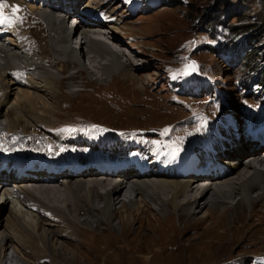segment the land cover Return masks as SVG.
Instances as JSON below:
<instances>
[{
	"label": "rangeland",
	"instance_id": "374dc122",
	"mask_svg": "<svg viewBox=\"0 0 264 264\" xmlns=\"http://www.w3.org/2000/svg\"><path fill=\"white\" fill-rule=\"evenodd\" d=\"M116 1L117 5L111 4L108 7L110 12L120 19V24L113 28L110 25V28H107L109 37L113 36L122 42V46H118V49L120 52L127 53L130 62H133V67L128 69V74H119L117 68L110 66L111 72L107 76L100 71L91 75L92 62L84 56L85 47L80 51L77 44L81 41V35L72 39L68 38L65 31L66 22L61 34L66 40L63 43L69 46L78 59L80 58L82 65L70 61L71 57L67 61L63 48L60 50V46L57 47L58 49L55 47L58 40L54 41L55 45L53 43L52 45L59 51V56L54 55L53 52L49 53L47 20L50 24L51 17L46 18L40 15L37 7L35 10H30L26 5L20 7L21 11L18 13L20 17L23 14H29V16L21 17L20 24L26 31L29 29L35 35L34 37L26 33L28 43L38 46L41 58L47 60L46 67L53 70L59 78L56 82L55 97L42 83L38 84L42 90L39 92L49 95L51 105L57 112L56 116H52L53 124L39 126L46 128L44 131L49 137L44 140L46 144L55 142L56 133L57 135L59 132L66 133L57 132V130L68 132L73 129L76 133L78 131L76 136L79 137L92 135L93 144L87 149H90L91 153L96 150L99 155L105 153L111 156L115 153L113 144L118 141L121 143L126 139L131 140L136 145L135 150L139 152L144 150L147 153L152 145L159 144L161 140H168L174 147H180L182 154H185L194 153L196 146H200L198 144L203 141V138L205 140L202 144L211 141L206 138L212 141L219 138L228 129L225 127L228 122L237 124L238 133H242V138L249 128L264 123V104L261 103L262 97L259 95V90L255 89L254 95L247 99L241 97L244 90L236 85L243 75L241 67L235 61V57L226 56V53L222 51L221 47L226 42H219V37H213V34L207 31L209 28H206L208 23L206 18L210 15L216 18L218 14L222 17L225 13L229 15L228 24L241 27L247 25L246 28L257 31V34L260 33V37L264 39V0H179L177 2L166 0L167 4L165 0H112V3ZM214 23L216 24L217 20ZM82 28L81 24L76 27L79 31H82ZM88 34L90 38L96 37L91 32ZM96 38L104 39L99 42L101 45L106 43L104 48H107L108 42L116 47L112 44L111 38L106 39L102 36ZM53 58L59 61V65L53 64ZM249 61L251 60H248V64ZM70 62H74L77 66L69 65ZM96 62H94L95 66L100 67V63L98 62V65ZM10 77L11 75L7 79L11 80ZM261 92L264 96V86H261ZM219 94L224 96L219 97ZM246 95L251 94L248 92ZM240 113H249V115L243 116ZM233 116H235L234 120L230 121L229 117ZM2 123L6 124L5 118L1 119L0 125ZM78 125H83L84 128L77 127ZM91 125L97 126L95 132L92 127H89ZM32 129L34 128H28L27 132L21 129V135L18 130L13 133L21 139L36 137L43 140L35 135L36 133L39 135L43 130L32 133ZM165 129L168 131L164 132ZM198 141L200 142L197 143ZM95 143H97L96 146ZM139 143L144 146L142 149L138 148ZM35 145L43 147L45 144ZM162 150L170 151L166 147ZM246 171L250 172L251 169L245 168L242 164L236 176L242 177ZM152 180L159 181V179ZM56 182L54 181V185L50 186L59 185L55 184ZM40 185L44 186V184ZM259 189L258 191L256 189L254 196L258 194ZM13 190L15 189L12 188ZM5 191L7 192L6 189L0 190V233L5 230L9 208L18 209L21 214H26L14 193L9 196L10 200L7 203H2ZM137 196L141 211L135 212L130 207L129 214L134 215L135 218L142 215V212L149 211L147 214L153 221L145 217L143 213L139 217L141 221L137 223L133 221L132 216L128 217L124 209L121 210L122 213H117L111 226L102 222L95 230L76 223L75 228L69 231L62 222L63 233L66 231L74 233L70 237V244H75L78 240L81 242L78 250L71 246L76 255L69 256V259L63 260L62 263L228 264L232 262L234 264L240 262L249 264L252 261L246 262L243 259L250 261L260 253L264 254L263 200L254 202L250 206L244 204L234 210L232 205L236 203V200L229 199L211 208L210 205H206V200L200 199L196 205L197 213L194 215L181 216L170 210L160 215L161 218L163 217V225L162 229L158 230L144 228V224L147 225L148 222L145 218H149L151 223L157 225L158 222L155 220L159 216L156 210L140 202V199L150 201L148 198L142 194ZM180 199H182L180 201L184 200ZM81 203L84 204L83 201ZM79 213L82 217L86 215L84 210H80ZM32 215L26 214V217L32 219ZM120 216L125 221L128 220L127 226L121 222ZM167 216L169 218L165 219ZM35 217L37 216L33 219ZM45 220L48 221V218L45 217ZM193 220L196 221L193 222ZM128 225L132 228L127 240L137 236L135 244L140 247L139 244L145 243L143 250L147 247V251L140 250L142 254L147 252L143 256L140 255L137 247L131 254H124L127 247L125 249L123 245L126 242L121 244V249L119 248V244L123 241L121 240L123 229L128 228ZM55 230L58 228L55 227ZM13 251L10 248L7 256L11 257ZM29 253L30 251H24L27 257L26 264L39 262L33 260ZM45 263L48 262H42V264Z\"/></svg>",
	"mask_w": 264,
	"mask_h": 264
},
{
	"label": "bare ground",
	"instance_id": "6f19581e",
	"mask_svg": "<svg viewBox=\"0 0 264 264\" xmlns=\"http://www.w3.org/2000/svg\"><path fill=\"white\" fill-rule=\"evenodd\" d=\"M7 2L9 5H19L20 7L26 5L30 10H35V7H37V11H43H39L40 15L46 18L50 16L51 20L49 21L51 23L49 24L47 20L49 53L53 52L54 55L59 56L57 47L60 46V50L63 48L65 56L68 58L67 61L71 57L73 60L70 59V61L78 62L80 65H82L80 58L78 59L69 46L63 43L66 40L61 34L67 21L65 15L72 16L71 18L74 19L72 22L74 23L76 21L74 14L83 13L80 19L84 21L79 23L81 27L83 26L82 31L76 29L78 35H81V41L77 44L80 51L85 47L84 56L92 62L91 75L100 71L107 76L111 72L110 66L117 68L119 74H128V69L133 67V62H130L127 53L120 52L118 49L122 46V42L113 36L109 37V32L105 34L109 29L101 27L102 30L93 31L96 25L99 26L101 23H111L112 28L120 24L119 18L112 17L114 16L113 13L110 16L107 12H103L105 13L103 17L99 16L102 13L101 8L111 5L112 0H74V5L71 2L67 3L65 1L66 3H62L57 0H7ZM115 5H117V2L113 6ZM6 11H9V9H6ZM58 15H60L59 18H57ZM21 16L26 17L29 14ZM66 23L70 24L69 21ZM89 32L96 37L111 38V41L113 40L112 44L116 47L108 42L107 48H104L106 43H102L103 45L99 43L104 39L95 36V38H90ZM26 33L35 37L31 30L27 29L26 31L20 23L0 25V88L2 93L0 97V122L2 118H5V130L9 132L7 136H0V190H7L2 203H7L10 200L9 196L14 193L16 200L24 207L26 214H34L37 217L33 219L34 216L32 215V219L27 218L26 214H21L18 209L9 208L5 230L0 233V264L11 262L26 264L25 259L27 257L24 251H30L29 254L33 260L40 261L43 258H48L47 264H64L62 263L63 260H68L69 256L76 255L71 246L78 250L81 247V242L78 240L75 244H70V237L74 233H68L67 231L63 233L61 230L62 222L65 223V228L69 231L75 228L76 223L95 230L102 222H106L111 226L117 213H122L121 210L126 209L128 217L132 216L133 221L138 223L141 221L139 217L143 213L145 217L150 218V216L147 214L149 211H144L142 215L135 218L134 215L129 214L130 207L135 212L141 211L137 194H142L148 198L153 204L150 201L146 202L144 199H140V202H143L146 207L156 210L157 216H159L155 220L158 222L157 225L151 223V218V220L145 218L148 222L147 225L144 224V228L158 230H161L163 225V217L161 218L160 215L167 212V210L175 211L181 216L194 215L197 213L198 207L196 205L200 199L206 200V205H210L211 208L229 199L236 200V203L232 201L234 210L239 209L244 204L250 206L254 202L264 201V151L260 152V149H256L249 142L244 141L238 134V127L234 122L229 123L228 129L219 138L213 141L206 138L211 141L204 143L203 147L196 146V155L189 152L185 156L183 173L179 177L167 175L165 172L148 171L141 172L139 178L134 179L133 174L135 172L127 165L120 169V163L117 162L129 155L128 149L123 148L121 151L114 144L115 153L110 157H118L117 161H111L108 165L98 169L84 168L78 170L74 176L64 178L61 182L58 181L57 175L47 180L41 174L35 179L28 176L8 179L6 177L8 171L11 175L25 167H29L31 170H41L48 167H61L63 164L68 163L80 162L82 165H87L90 159L99 158L96 150L88 154L86 146L89 145V140L83 139L79 144L72 138L63 140V132H59L57 138L54 139L58 144L52 142L50 145H44L41 149H38L35 143H42L43 140L36 137H26L23 140L14 136L15 133L13 132H16L18 128L25 132L28 128H34L32 133L38 130H46L44 127L41 128L42 126L39 127L40 124H53L52 116H56L57 113L51 105L49 95L39 92L42 90H40L38 84L42 83L55 97L57 94L56 82L59 81V78L57 74L53 73V70L46 67L47 60L41 58L38 46L26 41ZM56 40H58V44L56 43L55 46L57 49L52 45V43L55 45ZM75 48L77 49L76 46ZM89 53L94 55L89 56ZM76 58L77 60H74ZM58 62L57 59L53 58L54 65ZM74 62H70L69 65H76ZM94 62L96 64L99 62L100 67H96ZM9 72L11 80L7 79L10 76ZM25 73H29L28 76ZM35 74H38V76H35ZM97 79L99 80L100 77L98 76ZM2 125L4 124L2 123ZM45 139H49V137ZM214 150L224 154L227 159H214L211 163L206 164L204 154H210L208 151L213 153ZM48 156L51 157V161L47 159ZM137 157L143 159L141 155H137ZM244 160H247V164ZM242 164L251 171H246L242 177L238 178L236 175H238ZM229 176L231 177L228 178ZM85 178L90 179L86 180ZM152 179H159V181ZM54 180L57 181L55 184L59 185L50 186L51 184L54 185ZM40 184H44V186ZM12 188L15 190L12 191ZM256 189L260 191L254 196ZM180 198L184 200L180 201L182 200ZM28 201L31 205L29 207L25 204ZM80 210H84L86 215L80 216ZM44 211H48L51 216L46 217L39 213ZM45 217L48 218V221L45 220ZM166 218H169V216ZM120 220L127 226L126 222L128 220L125 221L121 216ZM55 227L58 230H55ZM130 228L132 227L128 225V228L123 229L121 239L123 241L119 244V248L121 249V244L126 242L128 245H123L125 249L127 247L124 254H131L136 247L139 252L140 250L142 252L147 251V247L144 250L142 249L145 248V243L139 244L140 247L135 244L136 239H138L135 238L137 236L132 237L129 241L127 240L131 231ZM10 248L14 250L11 257L7 256ZM142 252H140L141 256L145 253L142 254ZM36 263L40 264V262Z\"/></svg>",
	"mask_w": 264,
	"mask_h": 264
},
{
	"label": "trees",
	"instance_id": "16d2710c",
	"mask_svg": "<svg viewBox=\"0 0 264 264\" xmlns=\"http://www.w3.org/2000/svg\"><path fill=\"white\" fill-rule=\"evenodd\" d=\"M177 1L179 0L175 2ZM222 15L221 17L218 14L216 18L210 15L209 18H206V22L209 23L206 25V28H209L207 31L211 32L213 37H219V42H226L221 47L226 56H231L233 52L238 51L239 56L236 59L243 72L240 79L242 83L249 82L250 84L252 81H255L258 86H264V39L260 37V33L257 34V31H251L249 28H246L247 25L241 27L228 24L227 19L229 15L225 13ZM215 20H217L216 24L214 23ZM248 60H251L249 64Z\"/></svg>",
	"mask_w": 264,
	"mask_h": 264
},
{
	"label": "snow or ice",
	"instance_id": "6c2138e0",
	"mask_svg": "<svg viewBox=\"0 0 264 264\" xmlns=\"http://www.w3.org/2000/svg\"><path fill=\"white\" fill-rule=\"evenodd\" d=\"M9 9V11H6ZM21 11L19 5H9L7 0H0V25H12L14 23L22 22V18L18 15ZM165 129L164 132H167Z\"/></svg>",
	"mask_w": 264,
	"mask_h": 264
}]
</instances>
